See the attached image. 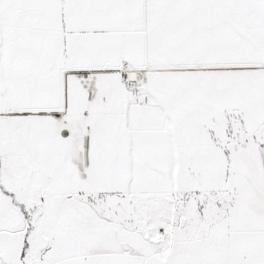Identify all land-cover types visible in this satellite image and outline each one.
<instances>
[{
	"label": "snow or ice",
	"instance_id": "obj_1",
	"mask_svg": "<svg viewBox=\"0 0 264 264\" xmlns=\"http://www.w3.org/2000/svg\"><path fill=\"white\" fill-rule=\"evenodd\" d=\"M0 264H264V0H0Z\"/></svg>",
	"mask_w": 264,
	"mask_h": 264
}]
</instances>
